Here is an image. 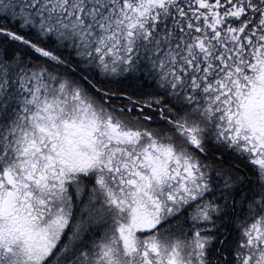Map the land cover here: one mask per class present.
Returning a JSON list of instances; mask_svg holds the SVG:
<instances>
[{
	"label": "snow or ice",
	"instance_id": "obj_1",
	"mask_svg": "<svg viewBox=\"0 0 264 264\" xmlns=\"http://www.w3.org/2000/svg\"><path fill=\"white\" fill-rule=\"evenodd\" d=\"M0 264H264V0H0Z\"/></svg>",
	"mask_w": 264,
	"mask_h": 264
}]
</instances>
